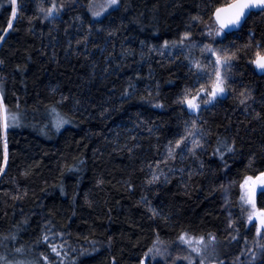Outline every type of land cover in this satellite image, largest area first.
I'll return each instance as SVG.
<instances>
[{"label":"trees","instance_id":"obj_1","mask_svg":"<svg viewBox=\"0 0 264 264\" xmlns=\"http://www.w3.org/2000/svg\"><path fill=\"white\" fill-rule=\"evenodd\" d=\"M38 2L17 0V17L4 32L11 0H0V80L5 101L14 106L19 98L26 113L25 122L8 132V161L0 173V232L19 223L17 239L27 248L49 219L57 231H68L64 239L76 246L72 255L88 249L79 264H139L157 232L170 245L182 229L215 232L224 262L240 256L244 237L252 240L253 231L242 224L238 233L227 228L222 194L235 180L229 186L238 199L239 179L264 166V117L252 111L264 112V76L245 59L236 60L228 95L193 114L176 102L193 79L186 57L176 50L163 56L149 52V45L159 46L186 27L197 41L212 42L203 22L189 23L198 8L206 11L204 0H121L99 20L91 16L88 0H57L65 8L55 21L37 15ZM249 29L264 36V13L253 14L238 35L214 39L242 44ZM85 33L87 41L79 40ZM192 54L200 57V48ZM130 83L133 94L122 95ZM149 88L163 106L140 98ZM242 88L252 92L247 110L238 100ZM61 94L72 123L59 131L51 124L41 130L45 105L60 101ZM192 119L208 133L206 144L196 156L185 152L163 164L167 180L162 174L148 183L147 162L162 159L164 145ZM218 135L236 141L235 152L223 159L214 151ZM253 154L254 167H249ZM257 203L264 205L259 195ZM149 204L160 214L154 215ZM254 264H264V256Z\"/></svg>","mask_w":264,"mask_h":264},{"label":"snow or ice","instance_id":"obj_2","mask_svg":"<svg viewBox=\"0 0 264 264\" xmlns=\"http://www.w3.org/2000/svg\"><path fill=\"white\" fill-rule=\"evenodd\" d=\"M121 0H103L102 3H96L95 0H88L87 8L93 18H99L102 14H108L111 10L119 8ZM38 12L41 18H48L53 21L60 15L65 5L57 3V0H50L45 5L44 0L37 3ZM203 9L199 8L193 14H190L189 23L203 22V32L208 37L213 38L212 42L197 41L192 38L193 34L190 28H185L179 35L171 40L164 39L159 46L149 45V52L156 51L162 56L165 52L169 54L176 50L184 55L188 60V69L193 75L192 82L186 83L184 88L176 97V102L181 106H187V109L195 114L202 106H211L219 99L228 95L232 87L233 80L230 69L234 67V62L239 59H245L248 66H254V70L264 75V36L257 37L254 29H249L247 39L242 44L229 41L228 44L217 43L214 38L219 37L223 41L228 36H236L244 29L249 18L255 13H264V0H204ZM17 0H11V17L8 20L7 27L3 29L7 32L13 26V18L17 17ZM207 16V19H205ZM96 27H101L97 24ZM92 25H89L91 30ZM115 31L114 29H110ZM88 33H85L79 40L87 41ZM3 36H0V40ZM79 40L77 43H79ZM143 44L144 42L141 41ZM199 47L201 56L196 57L192 54V49ZM146 53L141 52L143 57ZM3 60L0 59V64ZM151 67V66H150ZM140 73L137 72L136 76ZM135 90V84L130 83L124 89V96H131ZM252 97L250 89L242 88L238 94V100L244 109L249 108L247 101ZM141 99H148L151 103L163 106V101L155 99L151 95V89H148V95H141ZM66 97L61 94L60 101H52L45 105L44 119L40 122L41 130L45 125L51 124L57 131L64 124L72 123V118L61 107V102ZM256 118L264 117V112L252 109ZM26 113L21 109V102L17 98L16 104L10 106L5 101L4 82L0 80V145H2L3 162L0 163V173H4L5 165L8 161V132L10 128L19 126L25 122ZM208 133L203 129L196 119L184 122L182 132L176 133L173 139L167 141L164 145V151L160 153L162 159L148 161V167L151 176L147 177L148 183H154L163 174L167 180V174L164 173L163 164L176 160L177 156H184V153H190L196 156L200 148L206 144L203 137ZM235 137L229 142L227 137L217 136V145L214 151L223 159L225 153L235 152ZM190 145V146H189ZM179 149V152H178ZM131 151V149H129ZM253 154L249 157V167H254ZM72 167V166H70ZM171 168V165H168ZM227 167V162L225 163ZM230 184L236 183L230 180ZM129 187H132L129 184ZM239 201L242 209V215L251 229H254V249L249 248L251 253L247 264H254L258 256H264V205H258L257 198L264 200V166H261L254 172H245L239 179ZM225 202L227 203V189ZM17 195H19L17 193ZM154 215L160 214V210L148 205ZM231 217V213H229ZM167 217H165L166 219ZM27 223V220H25ZM232 223V219L228 220ZM20 224L13 225L12 231L0 232V264H79L78 257L87 252L88 249L80 248L76 255V246L70 244L64 237L68 236L66 229L56 230L51 220L45 219L36 239L28 247L24 243L18 242ZM238 233V228H237ZM231 235V233H230ZM87 239V237H85ZM235 239V237H233ZM180 242L182 250H177L172 255L168 247H164L166 240L157 232L150 247L140 257L139 264H159L155 261L156 257H163L166 264H224L219 259L216 249L217 235L215 232L195 233L189 229H182L176 237ZM247 243L248 237H244ZM170 243V241H167ZM78 243V242H77ZM95 245V240L92 241ZM244 252V249H241ZM171 257V258H169ZM234 264H245L239 259V255L233 258Z\"/></svg>","mask_w":264,"mask_h":264},{"label":"rangeland","instance_id":"obj_3","mask_svg":"<svg viewBox=\"0 0 264 264\" xmlns=\"http://www.w3.org/2000/svg\"><path fill=\"white\" fill-rule=\"evenodd\" d=\"M95 2L96 3H102L103 0H95ZM105 15L106 14H102L101 17L94 18V19H96V20L102 19ZM225 189H227V203L225 202V198H226V191L225 190H224V192L222 194V202H223L224 210H225L226 215H227V218H226L227 228L236 233L237 228L240 226V224H242L245 227V231L248 232V231L252 230L253 231L252 236H254V229L250 228V226L248 225V222L245 219V216L242 215V209L240 207L239 198L238 199L234 198V196L231 193L229 183L227 184ZM229 213H231V217L229 216ZM230 218L232 219V223L231 224L228 223V220ZM164 247H168L171 250L172 255H175V252L177 250H182V246H180V242H178V241H176V242H174V243H172L170 245L169 244H165ZM249 248H253V250H255L254 249L253 238H252V240H250V241H248L246 243V245L244 246V252L239 256V259L241 261H244L245 264H247L248 258L251 255V253L247 251ZM169 258H171V257H169ZM155 261L156 262H160L161 261V262L166 263L164 258L163 257H159V256L155 258ZM224 264H234V260L231 261V262H224Z\"/></svg>","mask_w":264,"mask_h":264},{"label":"water","instance_id":"obj_4","mask_svg":"<svg viewBox=\"0 0 264 264\" xmlns=\"http://www.w3.org/2000/svg\"><path fill=\"white\" fill-rule=\"evenodd\" d=\"M253 67H254V66H253ZM256 73H257L258 75H260V76H264V75L259 74L258 71H256Z\"/></svg>","mask_w":264,"mask_h":264}]
</instances>
